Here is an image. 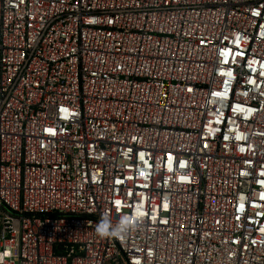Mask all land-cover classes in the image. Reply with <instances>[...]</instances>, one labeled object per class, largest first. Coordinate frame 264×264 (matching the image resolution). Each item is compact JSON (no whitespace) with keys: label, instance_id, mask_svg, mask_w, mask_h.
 <instances>
[{"label":"built area","instance_id":"1","mask_svg":"<svg viewBox=\"0 0 264 264\" xmlns=\"http://www.w3.org/2000/svg\"><path fill=\"white\" fill-rule=\"evenodd\" d=\"M0 264H264V0H0Z\"/></svg>","mask_w":264,"mask_h":264},{"label":"clouds","instance_id":"2","mask_svg":"<svg viewBox=\"0 0 264 264\" xmlns=\"http://www.w3.org/2000/svg\"><path fill=\"white\" fill-rule=\"evenodd\" d=\"M133 227L128 216H123L119 221L113 222L109 215L102 214L96 223L95 231L100 238L125 239Z\"/></svg>","mask_w":264,"mask_h":264}]
</instances>
